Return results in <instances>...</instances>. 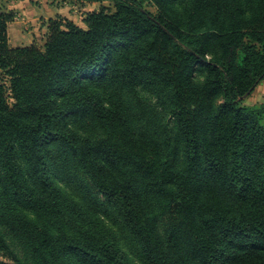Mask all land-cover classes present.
I'll return each instance as SVG.
<instances>
[{"label": "trees", "instance_id": "trees-1", "mask_svg": "<svg viewBox=\"0 0 264 264\" xmlns=\"http://www.w3.org/2000/svg\"><path fill=\"white\" fill-rule=\"evenodd\" d=\"M111 1L41 46L0 5V264H264V0Z\"/></svg>", "mask_w": 264, "mask_h": 264}, {"label": "crops", "instance_id": "crops-1", "mask_svg": "<svg viewBox=\"0 0 264 264\" xmlns=\"http://www.w3.org/2000/svg\"><path fill=\"white\" fill-rule=\"evenodd\" d=\"M74 1L76 4H83V9L87 10V4L94 5L98 3L79 0ZM64 4H66L64 0H0V5L3 9L15 13V17L8 27L10 44L12 46H25L38 42L37 40L43 41L44 44L47 38L48 21L50 18L67 16V18L74 20L72 15L66 12ZM76 23L82 25L80 22ZM82 23H84V18ZM36 24L41 28L42 35H39L40 30L39 28L36 29L37 27L34 28L35 33L32 29L27 31L31 25Z\"/></svg>", "mask_w": 264, "mask_h": 264}, {"label": "rangeland", "instance_id": "rangeland-1", "mask_svg": "<svg viewBox=\"0 0 264 264\" xmlns=\"http://www.w3.org/2000/svg\"><path fill=\"white\" fill-rule=\"evenodd\" d=\"M64 1L66 2V4H64L66 12L69 15H72V17L74 18V22H80L82 24L80 26H82V27H84V26L86 27L85 22L84 23H82V22H83V18L85 16V14L88 13V11H92V10H95V9L99 10V9H101L100 7L102 5L109 6L112 10L115 9L114 2L111 1V0H106L103 3H97V4H94V5H92V4L88 5L87 4L86 6L88 7V10L87 9H83L84 5L83 4H76L74 0H69V1L64 0ZM147 8H149L152 11H156V7L153 4H151L150 2H147ZM30 27L28 28L27 31H29V29H32L33 32L35 33V31H34L35 29L34 28L37 27L36 29H38L39 25L38 24L31 25ZM39 30H40L39 35H42L41 28H39ZM37 41H38L37 43L40 46L43 45V41H40V40H37ZM128 95L131 97L132 102L134 104H137L138 99L136 97H132V93H129ZM141 96H142L144 101L148 102L150 107L157 108V110L159 111V116L162 119V122L166 121L168 114L164 110L163 105L159 103L157 94L156 93H152L150 91L143 90L142 93H141ZM243 103L244 104H248V105H252V106H259L260 104L264 103V80L254 89V91L250 95H248L247 97H244ZM57 182L64 189L69 188V185H68L66 179H64V178H62L60 176H57ZM100 197L103 198V196H101V195H100ZM108 209L109 210L106 209V211H103L101 213V215L103 216L105 221L114 230H116L119 233V235L122 238V241H123L124 245L126 246L125 247L126 250L129 253L132 254L131 249L129 248V245H130V243H129V239H130L129 234L123 229L121 220H120V218H117V215L115 214V212H113L110 208H108ZM12 244H13V248L16 251V253L18 254V256H20V257H22L24 259H27L30 262V264H34L31 256L29 257V255L26 252V249L23 247V245L21 243H19L17 240H15V241L13 240ZM0 256L3 257L2 252H0ZM133 257L135 258V255Z\"/></svg>", "mask_w": 264, "mask_h": 264}, {"label": "water", "instance_id": "water-1", "mask_svg": "<svg viewBox=\"0 0 264 264\" xmlns=\"http://www.w3.org/2000/svg\"><path fill=\"white\" fill-rule=\"evenodd\" d=\"M248 95H246L245 97H247Z\"/></svg>", "mask_w": 264, "mask_h": 264}]
</instances>
